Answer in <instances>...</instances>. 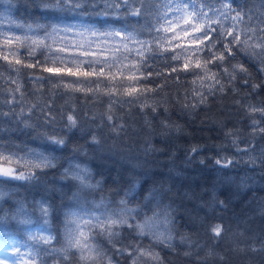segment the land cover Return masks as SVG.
I'll return each mask as SVG.
<instances>
[{"label":"trees","instance_id":"1","mask_svg":"<svg viewBox=\"0 0 264 264\" xmlns=\"http://www.w3.org/2000/svg\"><path fill=\"white\" fill-rule=\"evenodd\" d=\"M207 2L219 7V0ZM228 2L235 9L229 15L239 12L243 17L237 24L241 39L246 29L255 35L249 31L252 40L246 50L234 47L221 66L209 63L205 75L194 65L184 69V48L152 42L164 35L149 31L162 12L160 0H142L140 17L128 15L123 6H111L120 0H81L82 7L63 10L45 9L41 0H0V113L5 114L0 115V145L16 154L20 164L13 167L18 172H37L35 180L0 184V191L8 193L0 200V237L16 236L26 261L34 258L28 253L38 246L30 233L42 232L56 237L51 246H44L50 252L42 255L43 264H85L75 249L67 260L51 251L63 247L66 213L110 214L120 211L119 201L126 199L129 208L138 210L134 222L154 217L163 231L166 218L173 241L171 247L155 244L127 227L119 229L111 243L96 237L113 264H131L117 249L132 246L159 257L142 256L137 264H264V161L258 159L260 165L250 167L239 155L264 144V136L255 133L257 115L250 111L264 109V57L248 54L252 42L264 37V0ZM232 23L226 20L224 26ZM71 24L100 36L134 32L138 40L150 42L151 51L145 48L138 56L129 43V54L124 47L128 41L122 38L110 55L73 60L52 48L56 30ZM177 54L180 58L173 59ZM198 55L203 61L207 50ZM132 64L138 68L136 81L128 79ZM241 65L246 71L233 72V66ZM56 67L103 70L105 77H61L44 70ZM212 74L215 80L209 78ZM130 85L136 89L132 95L127 94ZM69 115L77 121L71 130ZM49 137L64 138L65 145L53 152ZM33 150L55 155L56 167H26L24 158ZM227 161L231 163L222 167ZM69 164L88 169L91 183L99 182V187L81 189L65 177ZM252 170L257 183L243 184L240 175ZM21 202L29 224L19 222L23 215L12 218ZM41 202L49 207L46 218L39 211ZM217 225L219 236L212 231Z\"/></svg>","mask_w":264,"mask_h":264},{"label":"snow or ice","instance_id":"2","mask_svg":"<svg viewBox=\"0 0 264 264\" xmlns=\"http://www.w3.org/2000/svg\"><path fill=\"white\" fill-rule=\"evenodd\" d=\"M42 6L45 9L50 10H63L66 7L69 8H80L82 7L81 0H41ZM136 4H141V7H134ZM114 7L123 6L127 14L133 17H140L143 15L142 11V0H120V3L111 5ZM160 9L162 12H158L156 16V23L149 26L150 32L163 33L153 38V43H156L158 47L163 45H172V41L178 39L181 35L188 39L189 47L183 49V53L186 54L184 69L187 70L189 67L194 65V68H199L205 75L208 74V64L220 62L218 66H221L225 60L226 55L231 56L234 47L240 46L239 50H246L249 46V41L252 37L248 35L251 31L255 35L254 30H244V38L241 39V33L237 30V24L243 20V17L239 12L235 15L230 16L229 14L234 12L228 0H219V7H215L207 2V0H160ZM211 13V15L209 14ZM231 20L233 23L229 27L224 26L226 20ZM55 30V29H54ZM264 31V30H262ZM168 33H172L168 36ZM111 35L119 36L120 31H114ZM215 34V38L214 37ZM229 37L231 39H229ZM125 41L138 44L140 47L136 50L138 56H143V50L148 48L150 42L138 40L134 32H125L123 37ZM6 43H11V40L6 39ZM217 45L221 47L218 48ZM179 46V45H176ZM125 49L131 53L132 49H129L127 44L124 45ZM252 51L248 54L250 56L264 57V37H260L258 40L253 41L250 45ZM222 49V50H221ZM164 51H168L167 47H163ZM207 50L208 55L201 61V57L198 53H202ZM8 60V56L3 57ZM173 59H179L180 55L177 54L172 57ZM127 59V57H125ZM98 61H90V64L97 63ZM15 63L20 64L21 60L16 59ZM55 63V61H53ZM33 67V65H27ZM77 69L79 65L76 66ZM111 68L112 66L109 65ZM239 69V71H246L243 66H233V72ZM47 72L52 73L54 76H76V77H91L95 75L97 80L101 77H105L103 70L96 72L95 69L92 71L79 70L74 71L72 68H45ZM175 70V69H174ZM264 70V69H262ZM130 75L128 79L136 81L138 77L134 74L138 71L135 64H132L128 69ZM227 73L228 69H224ZM231 75V73H229ZM107 78V77H106ZM215 80V74L209 77ZM233 78H235L233 76ZM114 79V77H111ZM219 83V81H216ZM71 87V85H65ZM99 86V85H97ZM211 88V86H210ZM127 91L128 95H132L136 89L129 86ZM253 112L259 111L264 115V109H252ZM0 115H5L0 113ZM67 127L69 130L77 127V121L72 116L67 117ZM264 131V129H261ZM50 143L56 147H62L65 145L64 138L49 137ZM93 142L97 143L96 138L93 136ZM195 151V149H193ZM31 159L25 162L26 167H30L37 171H43L45 169H51L56 167V157L52 153L45 154L41 151L33 150L30 152ZM217 164H221L220 160L216 161ZM231 161H227L222 164V167H227ZM19 165L20 160L17 159L15 153H6L4 146L0 145V184H3L9 180H35L37 178V172H31L27 176L24 172L17 171V168L13 165ZM65 177H71V179L77 181L81 189H95L99 187V182L96 184L91 183L90 172L88 169L81 167L79 164H69V167L64 170ZM8 193L0 191V200H3ZM121 206L120 211L114 213H101L100 215H93L90 219H83L79 213L75 211H69L66 213L65 219V231L63 234V247L56 249L51 248L52 252H60L65 260L69 259L72 253L71 250L75 249L79 253V259L85 264H96L97 260L104 259L106 264H113L112 257L106 256L100 245L98 244L96 237H105L110 243L119 236V229L127 227L132 229L138 237L144 238L149 237L155 244L164 245L171 247L173 236L167 229V219L163 221L165 224V230L160 231L158 229L159 222L152 218H145L142 223L134 222L138 210L129 208L127 206V200L121 199L119 201ZM100 207V205H97ZM39 211L41 216L48 217L49 207L41 202L39 204ZM21 215L23 219H19L22 224H29L31 220L26 216V209L24 204L21 202L17 213L12 216L13 219H18ZM3 217H0L2 219ZM216 236L221 233L219 225L212 229ZM30 239L33 241L35 247L28 253L29 256L34 257L28 261H24L23 264H43L41 259L43 254H48L50 249L44 247L45 245L51 246L56 237L51 233L47 235L30 233ZM120 255H127L131 264H137L140 257H152L158 259V254H153L151 251L139 247L132 246L131 250L126 248L117 249ZM14 257L18 260H23V256L20 253L19 248H15Z\"/></svg>","mask_w":264,"mask_h":264},{"label":"rangeland","instance_id":"3","mask_svg":"<svg viewBox=\"0 0 264 264\" xmlns=\"http://www.w3.org/2000/svg\"><path fill=\"white\" fill-rule=\"evenodd\" d=\"M10 26H13L12 24H9ZM0 31H2V26L0 23ZM7 35H10L11 33L5 32ZM57 34L56 37V45L52 48L59 49L61 53L65 54L66 56H71V59L73 60H81L86 62L85 59H87L89 56H92L93 59H97L99 57H102L104 55H110L112 53L109 52L110 48L115 46H120L121 42L119 40H122L123 34L117 36V35H111L108 34V36H100L99 34H95L94 32L87 31L85 32L83 27L79 25H68V26H61L58 28L55 32ZM168 36H171L172 33H168ZM133 44L134 47L138 49L140 46L138 44L132 43L128 41L126 44ZM179 45V46H176ZM167 47H177V48H185L189 47L188 39L183 37L181 35L178 39L172 41V45H166ZM109 52V53H108ZM259 109V108H255ZM252 113H255L257 115V126L256 134L257 135H263L264 131H261V129H264V115L261 114L259 111L253 112L252 109H250ZM240 157H242V160H245L247 164L251 165L250 167H256L259 166L258 159H262L264 161V144H256L252 148H248L245 151L241 152ZM26 161L30 160V158L25 157ZM25 164V163H23ZM240 180L243 184L253 185L257 183V174L255 171H244L240 175ZM80 214V216L83 219H90L93 215L91 213H82L75 211ZM92 215V216H91ZM94 215H97L94 213ZM5 240L0 239V264H19L18 259H16L13 255L14 251H8L10 247L4 245Z\"/></svg>","mask_w":264,"mask_h":264},{"label":"bare ground","instance_id":"4","mask_svg":"<svg viewBox=\"0 0 264 264\" xmlns=\"http://www.w3.org/2000/svg\"><path fill=\"white\" fill-rule=\"evenodd\" d=\"M6 74V73H5ZM83 119V118H82ZM80 135V134H79ZM81 136V135H80ZM50 142V141H49ZM74 142V141H73ZM81 143V142H80ZM77 145H78V143H77ZM76 146V145H75ZM15 167V166H14ZM21 169V168H20ZM26 169V168H25ZM45 175V174H44ZM20 182H21V180H20ZM77 183V182H76ZM80 209V208H79ZM83 212V211H82ZM92 216V215H91ZM24 225V224H23ZM29 226V225H28ZM27 227V226H26ZM45 230V229H44ZM34 233V232H33ZM29 243V242H28Z\"/></svg>","mask_w":264,"mask_h":264}]
</instances>
